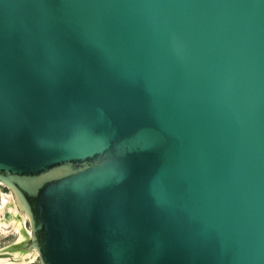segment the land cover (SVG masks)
I'll use <instances>...</instances> for the list:
<instances>
[{
    "label": "water",
    "instance_id": "obj_1",
    "mask_svg": "<svg viewBox=\"0 0 264 264\" xmlns=\"http://www.w3.org/2000/svg\"><path fill=\"white\" fill-rule=\"evenodd\" d=\"M0 181L41 264H264V0H0Z\"/></svg>",
    "mask_w": 264,
    "mask_h": 264
},
{
    "label": "bare ground",
    "instance_id": "obj_2",
    "mask_svg": "<svg viewBox=\"0 0 264 264\" xmlns=\"http://www.w3.org/2000/svg\"><path fill=\"white\" fill-rule=\"evenodd\" d=\"M1 183L6 185L3 182H1ZM9 188L12 190L14 197H15V202L18 206V208L16 206H15V208H14V206H11V205H10L11 207L9 206V211L14 213V215L16 217V221L14 222V221H12L13 219L12 220L9 219L3 223L2 219H1V215H0V226L6 227L7 223L10 222L11 225L13 226V228L16 231L18 230L17 231L18 237H16L17 240H15V243L16 244L22 243V245H20V247H19V249L21 250L20 252L15 251L16 249L11 248L10 245L4 246L3 248L1 247L0 248V264H23L25 262L26 258H28L30 261L32 260L33 252H36L38 256H39V253H38V249L36 248V246L34 244H32V242H31L32 241V232H31L30 225H29L30 229L25 226L26 219H28V221L30 223L29 214L26 211V209L17 200L13 189L11 187H9ZM0 209H1V206H0ZM2 211H3V209H2ZM9 211H7V208H6V211H4L5 218L7 216H9ZM0 230H1V228H0ZM2 231H3V229H2ZM12 249H14V250H12Z\"/></svg>",
    "mask_w": 264,
    "mask_h": 264
},
{
    "label": "rangeland",
    "instance_id": "obj_3",
    "mask_svg": "<svg viewBox=\"0 0 264 264\" xmlns=\"http://www.w3.org/2000/svg\"><path fill=\"white\" fill-rule=\"evenodd\" d=\"M15 204H16L15 197H14L12 190L7 185H4L0 182V206H1L0 215H1V219H2L3 223L9 219H11V220L13 219L12 221H14V222L16 221V217H15L14 213L9 211L10 205L14 206V208H15V206L18 208L17 204L16 205ZM6 208H7V211H9V216H7L5 218L4 211H6ZM2 209H3V211H2ZM8 223H7L6 227L0 226V228H1V230H0V248L1 247L3 248L4 246L10 245L11 248L16 249L15 251L20 252L21 250L19 249V247H20V245H22V243H18V244L15 243V240H17L16 237H18V232H17L18 230L16 231L13 228V226L11 225V223L10 222H8ZM25 226L27 228H29L28 219H26ZM2 229H3V231H2ZM12 250H14V249H12ZM32 255H33L32 260L30 261L28 258H26L25 262L23 264H41L40 257L37 255V253L33 252Z\"/></svg>",
    "mask_w": 264,
    "mask_h": 264
}]
</instances>
